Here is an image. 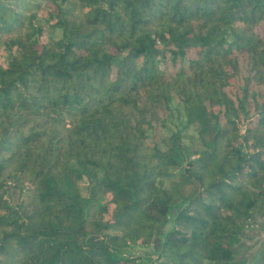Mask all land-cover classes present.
Instances as JSON below:
<instances>
[{"label":"trees","instance_id":"16d2710c","mask_svg":"<svg viewBox=\"0 0 264 264\" xmlns=\"http://www.w3.org/2000/svg\"><path fill=\"white\" fill-rule=\"evenodd\" d=\"M263 213L264 0H0V264H139L170 217L154 264H247Z\"/></svg>","mask_w":264,"mask_h":264},{"label":"rangeland","instance_id":"374dc122","mask_svg":"<svg viewBox=\"0 0 264 264\" xmlns=\"http://www.w3.org/2000/svg\"><path fill=\"white\" fill-rule=\"evenodd\" d=\"M1 56L5 57L4 55ZM186 193H191V189H188ZM172 220V217L167 220L165 226L156 234L149 247H136L134 249L133 253L135 256L141 257L139 264H154L161 249V240L164 234L170 229ZM251 226V224L247 225L241 236V242L237 247L239 251L237 260H247V264L252 262L254 258H258L264 254V225L260 228H256V226L251 228ZM145 260H149L150 262L144 263Z\"/></svg>","mask_w":264,"mask_h":264},{"label":"crops","instance_id":"0c3cea01","mask_svg":"<svg viewBox=\"0 0 264 264\" xmlns=\"http://www.w3.org/2000/svg\"><path fill=\"white\" fill-rule=\"evenodd\" d=\"M252 225L251 228L255 227L260 228L262 225H264V213L263 214H256L251 221L249 222V225Z\"/></svg>","mask_w":264,"mask_h":264}]
</instances>
